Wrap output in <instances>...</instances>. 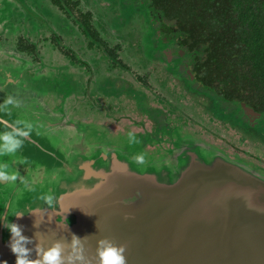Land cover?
<instances>
[{
  "label": "water",
  "instance_id": "1",
  "mask_svg": "<svg viewBox=\"0 0 264 264\" xmlns=\"http://www.w3.org/2000/svg\"><path fill=\"white\" fill-rule=\"evenodd\" d=\"M146 13L161 31H178L160 10ZM21 78L5 71L0 76V104L8 96L23 102L8 105L0 119L34 128L19 151L0 156L19 176L0 183V264L16 259L5 215L33 237L26 245L32 259L38 231L45 246L60 238L71 242L73 233L87 236L83 249L93 264L101 237L128 245L127 264H264L263 175L193 136L184 137L170 158L143 164L121 148L89 144L83 128L25 90L33 87ZM33 147L40 158L31 157ZM47 193L56 198L51 207L39 199Z\"/></svg>",
  "mask_w": 264,
  "mask_h": 264
},
{
  "label": "flooded vegetation",
  "instance_id": "2",
  "mask_svg": "<svg viewBox=\"0 0 264 264\" xmlns=\"http://www.w3.org/2000/svg\"><path fill=\"white\" fill-rule=\"evenodd\" d=\"M153 6L149 0H0V76L5 71L33 79L52 111L85 126L89 144L119 147L114 140L137 128L139 145L154 154L144 159L150 161L170 158L184 137L193 136L264 176V113L204 83L195 72L201 56L192 55L179 30L161 32L158 24L144 44L140 27ZM132 31L138 37L128 38ZM182 73L194 86L191 92ZM177 83L204 113L202 124L173 139L172 114L165 108L171 101L162 105L155 87L169 90L164 97L173 95ZM152 88L158 92L148 104ZM223 103L232 107L214 110ZM161 116L165 126L154 129ZM164 143V152L155 150Z\"/></svg>",
  "mask_w": 264,
  "mask_h": 264
},
{
  "label": "trees",
  "instance_id": "3",
  "mask_svg": "<svg viewBox=\"0 0 264 264\" xmlns=\"http://www.w3.org/2000/svg\"><path fill=\"white\" fill-rule=\"evenodd\" d=\"M184 34L197 76L264 113V0H149Z\"/></svg>",
  "mask_w": 264,
  "mask_h": 264
},
{
  "label": "clouds",
  "instance_id": "4",
  "mask_svg": "<svg viewBox=\"0 0 264 264\" xmlns=\"http://www.w3.org/2000/svg\"><path fill=\"white\" fill-rule=\"evenodd\" d=\"M22 101L18 98L8 96L3 104H0V111H9L8 105L13 107H21ZM0 124L5 131L0 132V156H11L19 151L23 146V141L27 138L31 131L32 125L26 121H16L9 124L7 121L0 119ZM129 144H138L140 140L136 133L129 131L127 134ZM134 161L143 164L145 162L143 154L134 156ZM19 179L18 173L10 170L7 162H0V183H14ZM50 207L54 205L55 196L52 193L43 194L39 197ZM15 216L22 217L23 213H16ZM3 218V226L11 233L9 248L15 255V264H93L91 258L84 253L82 241L87 237H78L72 234L71 242L65 238L54 239L50 244L45 246L44 241L40 238V233L36 231L34 238L38 241L34 250L37 253L35 259L30 258L33 249L26 245L33 242V237L23 234L22 225L12 222L5 215ZM128 219V216H125ZM40 223L36 219L33 226L39 228ZM128 250L126 243H116L114 239L109 237H101L96 242L95 261L96 264H127L125 253ZM7 264V261H4Z\"/></svg>",
  "mask_w": 264,
  "mask_h": 264
},
{
  "label": "rangeland",
  "instance_id": "5",
  "mask_svg": "<svg viewBox=\"0 0 264 264\" xmlns=\"http://www.w3.org/2000/svg\"><path fill=\"white\" fill-rule=\"evenodd\" d=\"M146 17L148 18V19H150L147 15H146ZM145 19V21L144 22H142L143 23V25L140 27L141 28V30H140V32H141V35H142V40H144L143 41V43L145 44V40H147V39H149V40H151V39H153V37H154V32H153V28L155 27V26H157L158 24H160V22L159 21H151V19L150 20H148V19ZM117 21H119V20H117ZM151 21V22H150ZM116 23V22H115ZM114 23V24H115ZM151 23H153V24H151ZM138 25V24H137ZM139 28V29H140ZM132 30V29H131ZM139 32V33H140ZM161 32H164V31H161ZM138 32H136V35L134 34V32L132 31L130 34V36L128 37V38H130V39H133V38H136V37H138V34H137ZM141 37V36H140ZM145 49H147L146 47H145ZM148 50V49H147ZM183 75H180V76H183V78H184V82H182V83H185V88L188 90V92H191V89H192V87H194V86H192V84L191 83H189L188 82V80H187V77L186 76H184V73H182ZM15 75H18V74H16L15 73ZM185 75H187V73H185ZM24 77V76H23ZM21 78V80H20V82H22V79H24L26 82H28V84H29V86L30 87H33L32 88V90H30L27 86L25 87V90H27L28 92L29 91H31V92H35L36 94H38L39 96H40V98H41V100L43 101V103H45L46 104V102H44V100H43V98H44V96H43V92L44 91H42V89H41V87L40 88H38V85H36L35 84V82H34V80L32 79V80H29V79H27L26 77L25 78ZM180 80V79H179ZM155 84H156V82H154ZM155 84H154V87H155ZM178 84V87L176 86V87H174L173 88V90H174V92H173V95H170V94H166V96H164L163 97V93L164 92H166V91H169V90H166V91H164V89L163 88H160L159 87V84H157L158 85V87H155L157 90H159V92H162V93H159L160 95H161V103H163L162 105H164V103L166 104V102H167V100L168 99H170V105H167V106H165V108L166 109H169L170 111H171V114H172V123H171V127H172V129H171V132H172V136H173V139L175 138L176 139V136L177 135H179V134H181V133H183V132H185V131H187V130H189L190 129V125L191 124H193V126H198V123L199 122H201L200 124H202V116H203V113H204V111H203V108H202V105H199V104H197V105H195V100H193V98H190V97H188V92L186 91V89L184 88V85H182L181 83H177ZM154 88H152V91L150 92H148L147 93V95H148V101H149V103L148 104H150L151 102H152V100L157 96V94H156V96H154V97H152V93H156V89H155V91L153 90ZM158 92V91H157ZM188 93V94H187ZM186 94H187V96H186ZM182 103H186V105H184V104H182ZM142 104H144V103H142ZM147 104V105H148ZM195 106H199V107H195ZM48 107V106H47ZM152 107V106H151ZM150 107V108H151ZM232 106L231 105H229V104H227V103H223V104H221V105H219V106H216V108H214V110L215 111H221V110H228V109H230ZM183 109L185 110V111H183ZM68 114L66 113V116H67ZM188 115H190V117L188 118ZM142 116V115H141ZM141 116H139L138 117V120L139 119H141ZM68 117V116H67ZM151 117L154 119V120H156V116H155V114L153 115H151ZM139 124H141V121H138V125ZM155 124H156V126H154V129H158V127H164L165 125H164V123H163V121H162V116H161V118H159V120H157L156 122H155ZM79 126V125H78ZM149 126H151V125H149ZM192 126V127H193ZM84 125H80V128H83V131H84ZM32 129H34V128H32ZM150 129V128H149ZM162 129H164V128H162ZM136 130H137V128H135V129H133L132 130V132H136ZM165 130V129H164ZM167 131V130H166ZM191 131H193V130H191ZM194 131H195V129H194ZM165 135V134H164ZM100 136H101V134H100ZM100 136L99 135H97V136H94V135H92L91 137H89L91 140H93V139H95V137L96 138H100ZM140 137H142V136H140ZM85 140L88 142V143H90V141L89 140H87L86 138H85ZM107 141H109V140H107ZM111 141V140H110ZM94 143L95 142H97V141H93ZM114 142L119 146V147H116V148H121V149H123V150H126L128 153H130V154H132V157L134 158V156H136V155H139V154H143V156H144V159H147V157H150V156H152V155H154V154H152L151 152H150V156H148V153L147 152H145L144 150V147L141 145H139V143L138 144H129L128 143V137L126 136V137H122V138H120V140H114ZM97 143H99V142H97ZM106 143V142H105ZM108 144V143H107ZM141 144V143H140ZM162 145V148L160 149V147H156V151L157 150H162L163 152L166 150V148L165 147H167L168 145L166 144V143H164V144H161ZM114 147V146H113ZM257 149V148H256ZM35 151V152H34ZM159 153V152H158ZM30 155H31V157H33V158H40L41 157V153H40V151L37 149V148H35V147H33L31 150H30ZM49 178H50V176H49Z\"/></svg>",
  "mask_w": 264,
  "mask_h": 264
}]
</instances>
